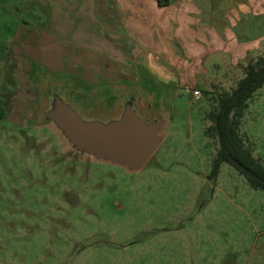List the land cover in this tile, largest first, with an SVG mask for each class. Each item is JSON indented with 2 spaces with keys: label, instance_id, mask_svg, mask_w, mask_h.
<instances>
[{
  "label": "rangeland",
  "instance_id": "obj_1",
  "mask_svg": "<svg viewBox=\"0 0 264 264\" xmlns=\"http://www.w3.org/2000/svg\"><path fill=\"white\" fill-rule=\"evenodd\" d=\"M255 1H214L216 17L227 2L252 56L233 69L231 54L210 55L218 83L200 100L168 85L167 137L129 173L64 159L58 134L40 125L47 76L72 83L75 101L92 99L85 78L96 72L81 65L113 39L104 0H0V264H264V191L229 164L208 179L219 149L208 115L264 57V0L256 10ZM246 104L240 135L264 167V85Z\"/></svg>",
  "mask_w": 264,
  "mask_h": 264
},
{
  "label": "crops",
  "instance_id": "obj_2",
  "mask_svg": "<svg viewBox=\"0 0 264 264\" xmlns=\"http://www.w3.org/2000/svg\"><path fill=\"white\" fill-rule=\"evenodd\" d=\"M214 1L109 0L108 5L104 0L103 13L111 20L113 39L101 46L99 58L84 59L82 70L96 72L94 81L85 78L87 85L100 87L129 82L162 91L163 100L168 85L189 93L192 100L194 89L214 87L211 83L218 78L205 67L210 55L231 54L236 69L246 63L248 55L252 56L253 49L251 41L232 31V24L233 28L237 25L227 2L220 3L218 10L222 15L216 17ZM110 7L114 11L109 13ZM241 9L251 12L247 7ZM89 63L93 64L90 68ZM143 77H149V85L142 83Z\"/></svg>",
  "mask_w": 264,
  "mask_h": 264
},
{
  "label": "water",
  "instance_id": "obj_3",
  "mask_svg": "<svg viewBox=\"0 0 264 264\" xmlns=\"http://www.w3.org/2000/svg\"><path fill=\"white\" fill-rule=\"evenodd\" d=\"M238 90L224 111L249 89ZM73 84L47 76L41 93V127L52 128L63 144V158L84 163H107L129 173L141 172L167 137L170 113L158 89L133 83L93 89L92 99H73ZM230 161L249 178L261 180L242 163Z\"/></svg>",
  "mask_w": 264,
  "mask_h": 264
},
{
  "label": "trees",
  "instance_id": "obj_4",
  "mask_svg": "<svg viewBox=\"0 0 264 264\" xmlns=\"http://www.w3.org/2000/svg\"><path fill=\"white\" fill-rule=\"evenodd\" d=\"M160 4H163V2L160 1ZM247 71L248 76L241 82L238 90L251 79L252 82L249 89L239 100L231 105L227 112L224 109L232 96L221 99L219 111L208 115L209 120L212 122L209 130L219 141V149L213 159L211 173L208 178L216 181L224 164L233 166L240 174L244 175L230 161V157H233L261 179L255 180L244 175L250 186L254 190L264 191V167L253 157L251 151L246 147L243 137L240 135L241 119L247 106L246 103L252 97V94L264 85V57H259L257 60L253 58L247 66Z\"/></svg>",
  "mask_w": 264,
  "mask_h": 264
},
{
  "label": "built area",
  "instance_id": "obj_5",
  "mask_svg": "<svg viewBox=\"0 0 264 264\" xmlns=\"http://www.w3.org/2000/svg\"><path fill=\"white\" fill-rule=\"evenodd\" d=\"M193 98L194 100H200L202 98V92L198 89H194Z\"/></svg>",
  "mask_w": 264,
  "mask_h": 264
}]
</instances>
